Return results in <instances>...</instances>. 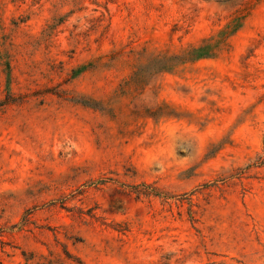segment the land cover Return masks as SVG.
I'll use <instances>...</instances> for the list:
<instances>
[{"label": "rangeland", "instance_id": "1", "mask_svg": "<svg viewBox=\"0 0 264 264\" xmlns=\"http://www.w3.org/2000/svg\"><path fill=\"white\" fill-rule=\"evenodd\" d=\"M0 264H264V0H0Z\"/></svg>", "mask_w": 264, "mask_h": 264}, {"label": "trees", "instance_id": "2", "mask_svg": "<svg viewBox=\"0 0 264 264\" xmlns=\"http://www.w3.org/2000/svg\"><path fill=\"white\" fill-rule=\"evenodd\" d=\"M238 26L240 25V24H237ZM238 26H236V28L238 27ZM235 28V29H236ZM223 35H225V34H227L228 33V31H222L221 32ZM219 42V41H218ZM211 45H207V44H205V45H203V46H200V47H198V48H194L192 51H191V53L192 54H195V58H206V57H209V56H211L212 55V53H211ZM176 59H178L179 57L178 56H176L175 57ZM180 59V58H179Z\"/></svg>", "mask_w": 264, "mask_h": 264}]
</instances>
